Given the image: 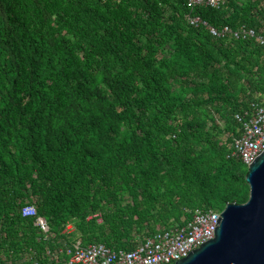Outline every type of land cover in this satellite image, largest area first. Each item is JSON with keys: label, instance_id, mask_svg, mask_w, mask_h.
Listing matches in <instances>:
<instances>
[{"label": "trees", "instance_id": "1", "mask_svg": "<svg viewBox=\"0 0 264 264\" xmlns=\"http://www.w3.org/2000/svg\"><path fill=\"white\" fill-rule=\"evenodd\" d=\"M242 25L264 36V0H0V264L76 240L129 251L244 204L231 145L264 104V52L209 30Z\"/></svg>", "mask_w": 264, "mask_h": 264}, {"label": "built area", "instance_id": "2", "mask_svg": "<svg viewBox=\"0 0 264 264\" xmlns=\"http://www.w3.org/2000/svg\"><path fill=\"white\" fill-rule=\"evenodd\" d=\"M191 7L209 6L218 8L223 0H186ZM192 25H206L198 17H190ZM210 33L216 37L232 36L235 39H255L264 52V36L261 31L247 26L231 29L224 26L220 30L210 28ZM240 124V135L233 138L232 156H236L248 167L254 158L264 150V104H252L251 112L235 115ZM218 209H195L190 219L182 226L175 225L144 237L132 250L112 249L102 243L81 244L79 240L70 244L62 243L63 247L48 251L46 264H174L187 257L195 249L214 238V230L219 225ZM23 217H35V225L48 236V225L45 219L36 216L35 208L27 205L22 208ZM100 221V220H98ZM71 225L66 226V232L71 231ZM65 248V252L62 249ZM45 260V258H42ZM24 262V259L20 262ZM31 264H41L31 261Z\"/></svg>", "mask_w": 264, "mask_h": 264}, {"label": "water", "instance_id": "3", "mask_svg": "<svg viewBox=\"0 0 264 264\" xmlns=\"http://www.w3.org/2000/svg\"><path fill=\"white\" fill-rule=\"evenodd\" d=\"M244 204L220 214L214 238L174 264H264V150L247 167Z\"/></svg>", "mask_w": 264, "mask_h": 264}, {"label": "rangeland", "instance_id": "4", "mask_svg": "<svg viewBox=\"0 0 264 264\" xmlns=\"http://www.w3.org/2000/svg\"><path fill=\"white\" fill-rule=\"evenodd\" d=\"M225 207L218 209L219 211H222Z\"/></svg>", "mask_w": 264, "mask_h": 264}, {"label": "crops", "instance_id": "5", "mask_svg": "<svg viewBox=\"0 0 264 264\" xmlns=\"http://www.w3.org/2000/svg\"><path fill=\"white\" fill-rule=\"evenodd\" d=\"M71 229H73V227L71 226Z\"/></svg>", "mask_w": 264, "mask_h": 264}]
</instances>
